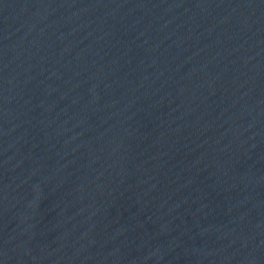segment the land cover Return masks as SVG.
Instances as JSON below:
<instances>
[{
	"label": "water",
	"instance_id": "95a60500",
	"mask_svg": "<svg viewBox=\"0 0 264 264\" xmlns=\"http://www.w3.org/2000/svg\"><path fill=\"white\" fill-rule=\"evenodd\" d=\"M0 264H264V0H0Z\"/></svg>",
	"mask_w": 264,
	"mask_h": 264
}]
</instances>
